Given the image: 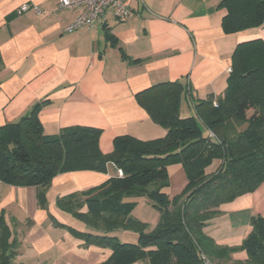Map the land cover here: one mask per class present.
<instances>
[{
	"label": "crops",
	"instance_id": "crops-1",
	"mask_svg": "<svg viewBox=\"0 0 264 264\" xmlns=\"http://www.w3.org/2000/svg\"><path fill=\"white\" fill-rule=\"evenodd\" d=\"M220 1L131 0L132 15L126 22L105 13L92 29L81 27L68 33L64 28L78 12L59 10L57 0H0V126L16 122L40 104L38 120L44 134L56 135L74 126L98 128V146L104 154L112 151L116 136L142 141L164 137L166 131L138 105L137 93L158 83L179 81L188 90L180 108L188 103L193 109L196 100L223 95L237 44L264 43V24L224 33ZM23 4L29 10L17 15ZM106 31L115 42L105 39ZM114 176L117 169L109 164L105 173H60L44 189L0 182L7 189L0 193V212L18 243L15 259L20 264L33 259L41 260L40 264L105 261L110 251L83 245L54 209L71 215L58 205L59 200L79 202L81 192ZM39 193H43L44 207L39 205ZM139 202L151 205L146 199ZM217 211L203 232L219 245L240 246L251 231L250 219L264 217V182L221 204ZM158 216L152 217L150 230ZM50 229L63 230L75 241L66 234L52 236ZM245 260V252L237 251L228 264Z\"/></svg>",
	"mask_w": 264,
	"mask_h": 264
},
{
	"label": "trees",
	"instance_id": "trees-1",
	"mask_svg": "<svg viewBox=\"0 0 264 264\" xmlns=\"http://www.w3.org/2000/svg\"><path fill=\"white\" fill-rule=\"evenodd\" d=\"M219 7L225 11L221 27L226 34L264 24V0H221ZM105 39L115 42L108 31ZM230 61L223 95L196 100L193 116L180 117L188 90L179 81L137 93L138 105L166 134L147 141L116 136L107 154L99 149L98 128L74 126L44 134L36 104L16 122L0 126V182L44 189L60 173H105L112 164L122 176L81 192L79 202L58 201L90 230L67 226L73 237L110 251L99 264H201V256L212 264H228L237 251H244L246 260L234 264H264V217L250 219L251 231L236 247L219 245L203 232L221 204L264 182V43L237 44ZM172 164L182 166L186 185L169 198L167 167ZM42 196L39 205L44 207ZM141 199L159 212L152 230L131 216ZM118 230L133 232L136 241H120L112 234ZM17 248L0 212V264H14Z\"/></svg>",
	"mask_w": 264,
	"mask_h": 264
},
{
	"label": "rangeland",
	"instance_id": "rangeland-1",
	"mask_svg": "<svg viewBox=\"0 0 264 264\" xmlns=\"http://www.w3.org/2000/svg\"><path fill=\"white\" fill-rule=\"evenodd\" d=\"M180 109H181L180 112H179L180 113V117H188V116H191V115L193 116L194 115L193 109H192L191 105H189L188 103H182V106H181ZM202 130H203V128H202ZM218 166H219V163L217 162V163H215V165H213V167H210V169H207V172L215 170V168L218 167ZM168 167L169 168L167 170H168V176H169V183L170 182L171 183L166 188L165 192L167 193V195L171 196V198H172L175 195L179 194L183 190V188H184L183 187L184 186L183 183L185 181V177H184L185 174H184V170L182 171L179 165L172 164V165H169ZM4 188H5V186L1 185L0 193L1 192L2 193L6 192L7 189H4ZM49 199H50L49 200L50 205L53 206L54 205V201H52L53 200L52 195H50ZM56 208H57V206H56ZM54 210H56V212L59 213V216L61 217V219H63V221H64V223H66V225L76 227L77 229H80V230H83V231L84 230L90 231L88 228H83V225L81 223L77 222L75 220V218L72 217L71 215L64 214V213L60 212L59 209H54ZM48 212L50 213V210H48ZM157 213H159V212L154 207H152L151 205H148V204H146L144 202H139L136 205L134 211L132 212V215H133V217H135L137 219L145 220L146 222H148L149 225H148L147 230H150V227L152 225V217L153 218L156 217ZM158 218H159V216H158ZM49 232H50V234L52 236H54V235L55 236H57V235L61 236V235H65L66 234L65 231L59 230V229H56V230L50 229ZM112 234L116 235L120 241L131 242V243H134L136 241V235L133 232H130V231L118 230V231L113 232ZM66 236H68L69 240H71L72 242L75 241L74 239H72L68 235V233L66 234ZM86 256L84 257L85 260H86ZM15 260H16V262L14 264H20L18 259H15ZM40 262H42V261L41 260L38 261V260L33 259V260L28 261L27 264H40ZM134 264H139V263L137 262V263H134Z\"/></svg>",
	"mask_w": 264,
	"mask_h": 264
},
{
	"label": "built area",
	"instance_id": "built-area-1",
	"mask_svg": "<svg viewBox=\"0 0 264 264\" xmlns=\"http://www.w3.org/2000/svg\"><path fill=\"white\" fill-rule=\"evenodd\" d=\"M131 0H57L59 10H76L78 12L75 19L65 28V32H72L81 27L92 29L100 17L105 13L111 15L118 22H126L132 15L130 10ZM29 10V6L23 4L16 10L17 15H21ZM40 12L36 10V14ZM230 72V71H229ZM215 104V103H214ZM117 176H122L121 170L117 169ZM201 264H211L204 256H201Z\"/></svg>",
	"mask_w": 264,
	"mask_h": 264
}]
</instances>
